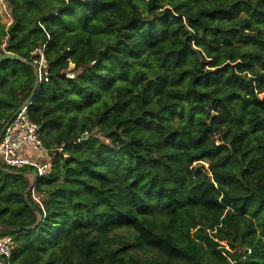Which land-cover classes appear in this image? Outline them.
Wrapping results in <instances>:
<instances>
[{"label":"trees","instance_id":"obj_1","mask_svg":"<svg viewBox=\"0 0 264 264\" xmlns=\"http://www.w3.org/2000/svg\"><path fill=\"white\" fill-rule=\"evenodd\" d=\"M8 1L0 134L30 99L55 152L0 161L8 262L264 264V0Z\"/></svg>","mask_w":264,"mask_h":264},{"label":"built area","instance_id":"obj_2","mask_svg":"<svg viewBox=\"0 0 264 264\" xmlns=\"http://www.w3.org/2000/svg\"><path fill=\"white\" fill-rule=\"evenodd\" d=\"M45 44L41 48H36L33 54L36 55L32 63L35 65L37 75L36 85L41 84L43 79L49 75V63L44 53ZM70 67L66 72L67 77H74L79 70ZM31 101L27 100L9 119L4 131L0 134V156L2 161L16 168L28 167L31 180L35 177L47 176L52 169V152L40 136V126L29 116V106ZM61 150V148H60ZM34 173L36 176H34ZM34 187V186H33ZM35 196L34 188H32ZM14 250L12 236L0 238V257L8 260ZM11 264V263H9Z\"/></svg>","mask_w":264,"mask_h":264},{"label":"rangeland","instance_id":"obj_3","mask_svg":"<svg viewBox=\"0 0 264 264\" xmlns=\"http://www.w3.org/2000/svg\"><path fill=\"white\" fill-rule=\"evenodd\" d=\"M0 20L2 23L8 27L12 21H13V16H12V11H11V5L8 0H0ZM4 48V43L0 44V54L3 51ZM264 93H261L260 96L262 97ZM2 157L0 156V161H2ZM30 177V175H28ZM119 234H124L127 235V231H118ZM223 245H226V242H221Z\"/></svg>","mask_w":264,"mask_h":264},{"label":"water","instance_id":"obj_4","mask_svg":"<svg viewBox=\"0 0 264 264\" xmlns=\"http://www.w3.org/2000/svg\"><path fill=\"white\" fill-rule=\"evenodd\" d=\"M7 58H10V59H20L19 56H17L15 53L9 51V52H5L3 54L0 55V62L4 59H7ZM33 64V63H32ZM33 67L35 68V65L33 64ZM30 100V99H29ZM22 106V105H21ZM20 106V107H21ZM19 107V108H20ZM15 115V113L11 116V118ZM9 121V120H8ZM8 121L5 122V124L3 125L1 131H4L7 124H8ZM86 139V138H85ZM34 176H36V174L34 173ZM0 264H9L8 260L4 257H0Z\"/></svg>","mask_w":264,"mask_h":264}]
</instances>
